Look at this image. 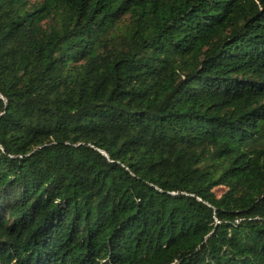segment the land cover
Masks as SVG:
<instances>
[{
    "label": "trees",
    "instance_id": "trees-1",
    "mask_svg": "<svg viewBox=\"0 0 264 264\" xmlns=\"http://www.w3.org/2000/svg\"><path fill=\"white\" fill-rule=\"evenodd\" d=\"M0 264H264V0H0Z\"/></svg>",
    "mask_w": 264,
    "mask_h": 264
},
{
    "label": "rangeland",
    "instance_id": "rangeland-1",
    "mask_svg": "<svg viewBox=\"0 0 264 264\" xmlns=\"http://www.w3.org/2000/svg\"><path fill=\"white\" fill-rule=\"evenodd\" d=\"M226 186H218V187H216L215 188V192L218 194V195H220V194H222L225 190H226Z\"/></svg>",
    "mask_w": 264,
    "mask_h": 264
}]
</instances>
